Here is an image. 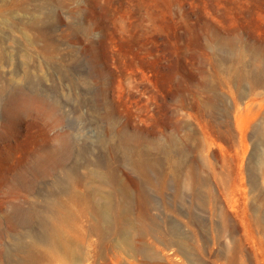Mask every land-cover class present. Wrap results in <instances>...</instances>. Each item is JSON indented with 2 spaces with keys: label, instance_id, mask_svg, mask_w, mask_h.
Instances as JSON below:
<instances>
[{
  "label": "rangeland",
  "instance_id": "rangeland-1",
  "mask_svg": "<svg viewBox=\"0 0 264 264\" xmlns=\"http://www.w3.org/2000/svg\"><path fill=\"white\" fill-rule=\"evenodd\" d=\"M24 257L264 264V0H0V264Z\"/></svg>",
  "mask_w": 264,
  "mask_h": 264
},
{
  "label": "bare ground",
  "instance_id": "bare-ground-1",
  "mask_svg": "<svg viewBox=\"0 0 264 264\" xmlns=\"http://www.w3.org/2000/svg\"><path fill=\"white\" fill-rule=\"evenodd\" d=\"M122 194L129 195L130 193L127 192V191H123ZM88 203L90 205L97 204L96 201H94L92 199H90L88 201ZM115 204L119 205V206L128 205V203H126L124 201H120V200L115 202ZM29 210H25L24 211L25 215H26L27 211H29ZM44 222L47 224L46 225V229H45V235L43 234V238H42L43 241L46 243L45 252H47L48 254H50L52 257H55V258H57V257H59L61 255L60 257L69 258L73 262L79 261V259L82 258L84 254H76L73 251L74 249H73V247H72V245L70 243L71 240L68 241L67 238L64 237V234H63L64 232H63L62 228L56 223L55 219L53 221L52 216L44 217ZM27 245L30 246V248H31V243L30 242L28 244H26V243H22L21 244V246H23V247L24 246L28 247ZM73 246H75V245H73ZM55 258H54V261H55ZM28 262H29V260H27V258L24 257L22 263L23 264H28Z\"/></svg>",
  "mask_w": 264,
  "mask_h": 264
}]
</instances>
